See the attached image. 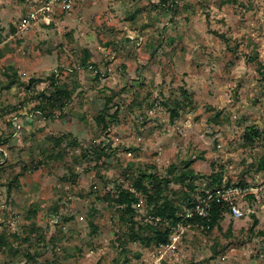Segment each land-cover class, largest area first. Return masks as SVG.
<instances>
[{
  "label": "rangeland",
  "instance_id": "rangeland-1",
  "mask_svg": "<svg viewBox=\"0 0 264 264\" xmlns=\"http://www.w3.org/2000/svg\"><path fill=\"white\" fill-rule=\"evenodd\" d=\"M0 140V264H264V0H0ZM186 170L244 216L131 241L117 188L152 173L179 204Z\"/></svg>",
  "mask_w": 264,
  "mask_h": 264
},
{
  "label": "trees",
  "instance_id": "trees-1",
  "mask_svg": "<svg viewBox=\"0 0 264 264\" xmlns=\"http://www.w3.org/2000/svg\"><path fill=\"white\" fill-rule=\"evenodd\" d=\"M160 3L162 5H166L167 0H160ZM57 76V74H54L48 79L50 82L49 87L52 90L51 95H43L44 99L47 100L46 103L48 106H56L59 103L57 96L66 97L68 100L71 99L70 93L61 88L59 85L60 81ZM14 83L15 80L10 82L8 88H11ZM108 103H110V100ZM64 104H62V106ZM46 107L47 105L45 106L41 103L33 108L31 112L35 115L44 117ZM109 110L110 108L107 105L106 111L97 117V121L104 125V129H108L110 126L109 122H113L116 119L117 112L111 115L108 112ZM177 117L178 113L173 111L171 115L172 120H175ZM10 125H15L13 120H11ZM253 136H255V133L246 135L248 142L253 141ZM90 153L92 154L90 156L98 155L99 158L105 156L104 151L95 150ZM2 160H5V155L2 151H0V161ZM175 168L177 169L175 166L170 167L169 173L174 174L173 171ZM259 169L264 172V156L260 159ZM196 179H198V176L195 175L193 171L186 170L180 174L177 180H175L177 183L186 184V190L190 193V195L188 194L179 204L172 202L164 195L165 187H168V184L171 182V179L169 178L162 179L152 173L148 174L147 172H143L142 177L139 178L133 186L136 189L135 192L132 189H125L119 186L111 199V202L117 208L119 220L124 224H130L127 237H129L133 242H140L146 246H151L152 244H155L156 246H167L171 243L173 228L177 227L181 223L189 226L198 224L208 231H211L218 226L221 220H223L224 214L229 211V205L226 203H212L210 206L209 216L207 218L196 215L193 219H185V208L183 210V207L192 206L200 199L206 197L207 191L198 192V187L195 182ZM208 179H210L211 182L207 184V189H210L211 192L223 191V177L221 175L211 176ZM138 193L141 195L139 196ZM191 194H196V197L194 198ZM143 199L150 207L152 206L148 216L153 220L146 224L145 229H143L145 234H141V226H139L138 230L135 228L136 210L138 206H141ZM157 219H159V222H156ZM165 221L167 222V226L163 227V224L166 223Z\"/></svg>",
  "mask_w": 264,
  "mask_h": 264
},
{
  "label": "built area",
  "instance_id": "built-area-1",
  "mask_svg": "<svg viewBox=\"0 0 264 264\" xmlns=\"http://www.w3.org/2000/svg\"><path fill=\"white\" fill-rule=\"evenodd\" d=\"M225 194V192L222 193L207 191L206 197L200 199L196 204L185 208V219H193L196 215L207 218L209 216L210 206L212 203L223 204L225 201H227ZM229 210L230 213L236 218H241L244 216V213L241 211V209L233 203L229 206ZM175 240L176 239L174 238L172 243L164 247L174 250L176 248L174 244Z\"/></svg>",
  "mask_w": 264,
  "mask_h": 264
}]
</instances>
